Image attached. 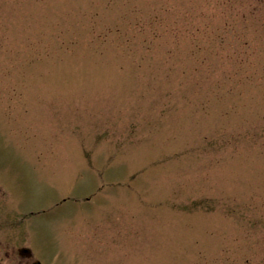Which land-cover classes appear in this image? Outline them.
Masks as SVG:
<instances>
[{
    "label": "rangeland",
    "instance_id": "1",
    "mask_svg": "<svg viewBox=\"0 0 264 264\" xmlns=\"http://www.w3.org/2000/svg\"><path fill=\"white\" fill-rule=\"evenodd\" d=\"M0 171L52 264H264V0H0Z\"/></svg>",
    "mask_w": 264,
    "mask_h": 264
},
{
    "label": "flooded vegetation",
    "instance_id": "2",
    "mask_svg": "<svg viewBox=\"0 0 264 264\" xmlns=\"http://www.w3.org/2000/svg\"><path fill=\"white\" fill-rule=\"evenodd\" d=\"M4 173L0 171V264H52L38 250L29 228L31 223L27 224L33 212L20 213L12 207L18 203L17 194L8 185V175Z\"/></svg>",
    "mask_w": 264,
    "mask_h": 264
}]
</instances>
